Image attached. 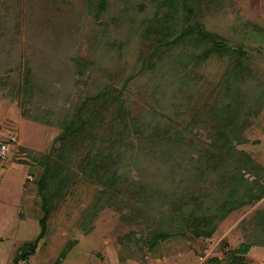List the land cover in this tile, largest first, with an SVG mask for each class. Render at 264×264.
<instances>
[{
  "label": "rangeland",
  "instance_id": "obj_1",
  "mask_svg": "<svg viewBox=\"0 0 264 264\" xmlns=\"http://www.w3.org/2000/svg\"><path fill=\"white\" fill-rule=\"evenodd\" d=\"M105 1L0 0V264H219L264 233V195L212 238L176 230L202 194L218 195L213 128L237 131L254 166L245 177L264 184V0H188L191 13L181 0ZM196 21L216 38L210 51L209 39L177 40ZM28 75L27 91L13 89ZM107 83L122 117L104 106L69 145L67 183L40 190L45 156L62 162V119ZM161 230L170 236L147 248ZM244 261L264 264V246Z\"/></svg>",
  "mask_w": 264,
  "mask_h": 264
},
{
  "label": "trees",
  "instance_id": "obj_2",
  "mask_svg": "<svg viewBox=\"0 0 264 264\" xmlns=\"http://www.w3.org/2000/svg\"><path fill=\"white\" fill-rule=\"evenodd\" d=\"M181 3L187 13H191L193 11V7L188 5V0H181ZM101 6L102 8L106 7L105 0H101ZM185 11L183 12L184 15ZM184 18L185 21H188V14L185 15ZM183 37H187L191 45L197 46L193 47L194 49L204 45L203 43L207 39L210 41L207 42V46L204 45V51H210L216 45V38L214 35L207 34L201 24L197 21L189 25L187 29L183 30V32L177 37V40H181ZM244 55L246 56L245 52L240 51L238 59L240 58L239 56ZM29 77L30 76L28 75L24 81H15L16 83H14L13 89L18 92L24 88V90L27 91L29 89L28 87H31V79ZM104 86V88L101 87V90H99L100 88L98 89L100 91L99 97H94L90 93L89 95L87 94V99L84 104L82 103L79 105L77 110L73 108L70 114L67 113V115L62 119L60 124L63 130L59 136V139L63 144L59 150L62 162L60 163L59 161L58 165L56 164L57 166L55 167L51 166L50 163L52 154L50 153L45 156V168L38 184L40 190H43L48 186L50 178H52L53 182L58 179V186H62L67 183L69 179L67 175L70 176V172L68 165L65 166V164H70L68 162L70 154L68 150L69 145L76 143L78 147L83 133H86V131L91 133L90 130L87 129H92L101 120L100 113L104 110V106L106 110L109 105H112L116 109L117 115L112 121L122 117L123 102L120 99V95L115 91L113 84L107 83ZM214 99H218V97H214ZM113 128H115V126H113ZM106 129L108 131L110 126ZM164 129L165 128H162L161 131ZM209 133V139L211 141L210 145L218 151V154L215 155L217 159H215L218 163H220L216 168L219 170L217 171L219 173V179L216 177L212 180L213 188L215 187L216 192L219 191L216 193L218 195H213L214 193L212 192L204 193V195L202 194V202L195 210H193V213L188 212V214L192 217L188 216L185 217V220H181L179 227L176 230V233H192L198 238H212L215 233L216 223L219 220H223L228 213L234 209L257 202L264 195V184H262L258 179L252 180L245 177L244 171L254 169V166L248 154L237 148L238 143H233L232 136L236 135L237 131H234L233 128L230 129L229 127L224 126H221L220 128L219 126L217 128H213ZM164 136L167 135L165 134ZM236 156H238V158H236ZM232 158H235V160H232ZM91 165L93 164L91 163ZM64 170H67L69 174H65L63 172ZM117 173L118 172L108 173V176L103 175L102 182L107 186L115 184L117 180L116 178L118 177ZM224 179L225 181L223 182ZM222 187L224 189H222ZM219 195L225 198L223 201L224 203L222 202V204L219 202ZM182 202L188 203L189 201L185 197H182L181 204L183 206ZM178 209L181 212L184 210L181 206H179ZM206 212L208 214H206ZM256 221H260L261 225H264V210L257 211ZM257 226H259V223ZM170 234L171 232L169 230L154 231L151 235L149 234L146 239L147 248L151 249L153 246L157 245L159 240H165L170 236ZM226 244L227 243H225V245ZM253 246H264V233L262 236L242 243L237 248L228 249L226 257L222 261L217 257H214L213 260L219 264H246L244 259Z\"/></svg>",
  "mask_w": 264,
  "mask_h": 264
},
{
  "label": "built area",
  "instance_id": "obj_3",
  "mask_svg": "<svg viewBox=\"0 0 264 264\" xmlns=\"http://www.w3.org/2000/svg\"><path fill=\"white\" fill-rule=\"evenodd\" d=\"M6 147H7L6 144H2L1 146L2 153H5Z\"/></svg>",
  "mask_w": 264,
  "mask_h": 264
}]
</instances>
